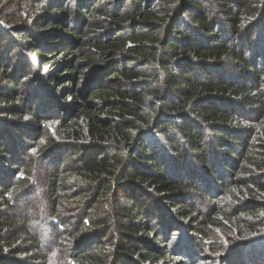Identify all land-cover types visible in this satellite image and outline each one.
Masks as SVG:
<instances>
[{"label":"trees","instance_id":"16d2710c","mask_svg":"<svg viewBox=\"0 0 264 264\" xmlns=\"http://www.w3.org/2000/svg\"><path fill=\"white\" fill-rule=\"evenodd\" d=\"M262 245L264 0H0V264Z\"/></svg>","mask_w":264,"mask_h":264},{"label":"rangeland","instance_id":"374dc122","mask_svg":"<svg viewBox=\"0 0 264 264\" xmlns=\"http://www.w3.org/2000/svg\"><path fill=\"white\" fill-rule=\"evenodd\" d=\"M256 44H261V42H258V41H257ZM4 50H5V49H4ZM1 117L4 118L3 115H1ZM26 143H27V144H32L33 142H32V140H30L29 138H26ZM16 154H19V152L16 151ZM21 155H22V153H21L19 156H21ZM200 203H201V202H199V205H200ZM261 247L264 249V245H262ZM256 248H260V245H258ZM252 250L255 251V248H253ZM263 252H264V250H263ZM255 255H256L255 258L259 259V258L262 257V255H264V253H262L261 250H259L258 253H256Z\"/></svg>","mask_w":264,"mask_h":264}]
</instances>
